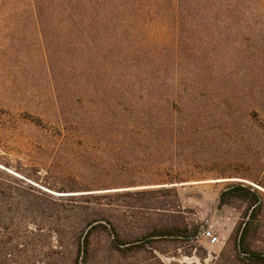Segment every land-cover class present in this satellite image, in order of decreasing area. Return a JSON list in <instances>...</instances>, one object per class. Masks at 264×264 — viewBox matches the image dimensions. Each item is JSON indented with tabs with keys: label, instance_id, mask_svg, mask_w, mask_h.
Returning <instances> with one entry per match:
<instances>
[{
	"label": "rangeland",
	"instance_id": "374dc122",
	"mask_svg": "<svg viewBox=\"0 0 264 264\" xmlns=\"http://www.w3.org/2000/svg\"><path fill=\"white\" fill-rule=\"evenodd\" d=\"M244 1V13L172 15L137 31L130 25L147 21L125 17L105 41L74 32L62 16L0 12V264L74 256L73 245L58 253L62 208L51 196L61 197L51 192L171 182L178 199L169 200H178L200 235L192 258L163 262L202 264V256L204 264H255L238 255L232 236L250 220L264 252V210L238 199L223 205L219 196L232 181L264 193V0ZM145 72L151 102L138 107L152 115L149 126L128 121L138 108L131 97L143 95L135 76ZM159 117L168 118L162 127ZM166 172L179 180L141 181ZM137 202L147 203L118 199L123 234L144 221L143 209L129 216L127 205Z\"/></svg>",
	"mask_w": 264,
	"mask_h": 264
},
{
	"label": "trees",
	"instance_id": "16d2710c",
	"mask_svg": "<svg viewBox=\"0 0 264 264\" xmlns=\"http://www.w3.org/2000/svg\"><path fill=\"white\" fill-rule=\"evenodd\" d=\"M246 6L244 0H0V12L12 15L29 11L36 17L62 16L68 18L69 27L74 32L97 34L102 41H105L108 35L121 32L119 27L110 26L125 17L142 18L147 21L143 25L139 22H135L133 26L130 25L134 31H137V28L149 27L153 23L157 25L159 20L172 15H219L234 11L244 13ZM136 38L134 42L140 44ZM137 77L142 79L138 80ZM134 81L138 85L137 92L143 95L135 97L136 99L131 97L132 107H138L141 102L150 103L146 84L148 73L136 74ZM139 110L140 107L134 110L131 114L134 118L127 120L131 123L140 121L143 125H152V115ZM167 121V117L166 119L159 117L156 125L162 127ZM159 162L160 160L154 163ZM165 175L167 178L141 181L179 180L178 177L172 176L174 174L166 172ZM125 179L121 178L119 181H126ZM229 183V186L219 195L221 204H227L231 199H238L247 203V210L253 212L264 210L262 196L264 193L258 188L244 182ZM161 184L163 185L158 188L148 186L141 187L143 189L140 190L58 196L61 198L51 196L62 208L60 215L57 216L59 222L55 230L58 253L65 254L69 245L75 247L72 258L67 260L59 258L53 264H167L162 261L161 256L176 260H180L184 255L192 258V249L200 235V226L187 221L178 200L175 204L169 200L171 195L178 199L175 182ZM50 189L67 194L65 188L50 186ZM1 190L5 191L4 188H0ZM125 196L143 198L147 203L137 202L140 206L137 204L134 206L132 203L127 205L130 208L128 212L130 218H134V208L145 210V215L142 216L144 219L142 224L137 221V225L130 226L131 223H129V231L123 234L116 213L119 208L118 199ZM63 221L66 222L63 223ZM252 225L253 222L250 220L240 225L234 232L232 240L238 247V255H244L245 259L249 260L255 259L253 262L255 264H264V252L256 246V240L259 239L257 235H253ZM179 250H182L180 254ZM198 257L204 264L205 257ZM169 264L180 263L172 261ZM212 264L221 263L214 261Z\"/></svg>",
	"mask_w": 264,
	"mask_h": 264
},
{
	"label": "water",
	"instance_id": "95a60500",
	"mask_svg": "<svg viewBox=\"0 0 264 264\" xmlns=\"http://www.w3.org/2000/svg\"><path fill=\"white\" fill-rule=\"evenodd\" d=\"M247 183V182H246ZM253 186H255V185H253ZM256 188H258V189H260L259 187H257V186H255ZM52 194H54V195H57V196H61V195H59L57 192H51Z\"/></svg>",
	"mask_w": 264,
	"mask_h": 264
},
{
	"label": "built area",
	"instance_id": "2783aa9c",
	"mask_svg": "<svg viewBox=\"0 0 264 264\" xmlns=\"http://www.w3.org/2000/svg\"><path fill=\"white\" fill-rule=\"evenodd\" d=\"M210 239H212L213 241L215 240V238H212V234H209Z\"/></svg>",
	"mask_w": 264,
	"mask_h": 264
},
{
	"label": "bare ground",
	"instance_id": "6f19581e",
	"mask_svg": "<svg viewBox=\"0 0 264 264\" xmlns=\"http://www.w3.org/2000/svg\"><path fill=\"white\" fill-rule=\"evenodd\" d=\"M258 187V186H257Z\"/></svg>",
	"mask_w": 264,
	"mask_h": 264
}]
</instances>
